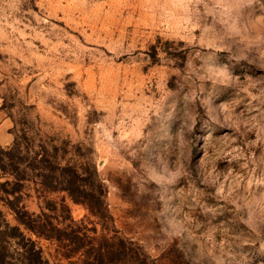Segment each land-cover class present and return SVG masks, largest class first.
Segmentation results:
<instances>
[{
    "label": "rangeland",
    "instance_id": "374dc122",
    "mask_svg": "<svg viewBox=\"0 0 264 264\" xmlns=\"http://www.w3.org/2000/svg\"><path fill=\"white\" fill-rule=\"evenodd\" d=\"M0 123V264H264V0H0Z\"/></svg>",
    "mask_w": 264,
    "mask_h": 264
},
{
    "label": "trees",
    "instance_id": "16d2710c",
    "mask_svg": "<svg viewBox=\"0 0 264 264\" xmlns=\"http://www.w3.org/2000/svg\"><path fill=\"white\" fill-rule=\"evenodd\" d=\"M70 171V179H68V184L64 187L65 190H68L70 196L76 201L83 203L88 207L91 213L98 215L103 211H107V206L104 200V188L102 183L98 179V174L96 169L93 170V183L90 188V193L86 192L84 189L83 178L81 177V173L79 169L74 167L68 168ZM83 188V189H82ZM82 189V190H81ZM94 192V193H93ZM99 216V215H98ZM21 221V219L18 218ZM31 230H36L35 227H31V225H26ZM103 253V250H99L96 255H85L80 260V264H115V255L117 254L116 250H111V252ZM40 253V252H39ZM110 253L109 261H106L107 255ZM67 257H70V255Z\"/></svg>",
    "mask_w": 264,
    "mask_h": 264
},
{
    "label": "crops",
    "instance_id": "0c3cea01",
    "mask_svg": "<svg viewBox=\"0 0 264 264\" xmlns=\"http://www.w3.org/2000/svg\"><path fill=\"white\" fill-rule=\"evenodd\" d=\"M4 125L0 123V133L3 131Z\"/></svg>",
    "mask_w": 264,
    "mask_h": 264
}]
</instances>
